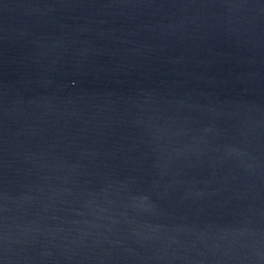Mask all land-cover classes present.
<instances>
[{"label":"water","instance_id":"obj_1","mask_svg":"<svg viewBox=\"0 0 264 264\" xmlns=\"http://www.w3.org/2000/svg\"><path fill=\"white\" fill-rule=\"evenodd\" d=\"M0 264H264V0H0Z\"/></svg>","mask_w":264,"mask_h":264}]
</instances>
